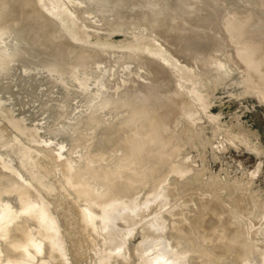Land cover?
<instances>
[{
    "label": "rangeland",
    "instance_id": "obj_1",
    "mask_svg": "<svg viewBox=\"0 0 264 264\" xmlns=\"http://www.w3.org/2000/svg\"><path fill=\"white\" fill-rule=\"evenodd\" d=\"M64 5L85 43L58 32ZM97 40L154 41L189 79ZM0 62V194L35 202L0 212V257L264 264V0H0ZM101 196L118 206L104 217Z\"/></svg>",
    "mask_w": 264,
    "mask_h": 264
},
{
    "label": "bare ground",
    "instance_id": "obj_2",
    "mask_svg": "<svg viewBox=\"0 0 264 264\" xmlns=\"http://www.w3.org/2000/svg\"><path fill=\"white\" fill-rule=\"evenodd\" d=\"M63 7V6H62ZM62 7H60V8H53L52 10H50L49 12H50V14H51V16H52V19H53V22L55 23V25H56V27H57V30H58V32L59 33H62L63 34V36L65 35L66 36V38H67V40H68V42L69 43H72V42H78V43H80V42H82V43H85V41H84V37L80 34V33H78L77 31H76V18H75V16H74V13L73 12H70L69 11V9H67L66 7H65V5H64V7L65 8H62ZM48 11V10H47ZM49 14V15H50ZM61 34V35H62ZM93 45H94V49H96V50H98V49H100V50H105V49H127V50H129V51H131V52H129L130 54H136V53H144V54H146V55H148V56H151V57H153V58H155V59H158V60H160L161 62H163V63H165L167 66H168V68L167 67H165V66H163V67H165V69H167V71H170V72H172L173 73V71L171 70V69H176V71H177V78H178V80L180 81V83L181 82H183V81H187L188 79H189V76H188V73H187V71H186V69H184V68H181V67H179V68H177L176 66H175V64H176V61L170 56V54L169 53H167L166 51H165V49H163V48H161V46L159 45V44H157V43H155L154 41H152V42H145V43H142L141 41H135V42H133V43H129V44H123V42H109V41H101V40H97V41H95L94 43H93ZM16 49V48H15ZM20 49V48H19ZM17 50V49H16ZM19 51V50H18ZM129 54V55H130ZM128 55V56H129ZM130 56H133V55H130ZM17 57V55L15 54V58ZM147 57V56H146ZM28 60V59H27ZM29 61V60H28ZM8 64H10V63H4V62H0V72H1V70H3L2 68H6V66L8 65ZM29 67H30V65H29ZM30 69H31V67H30ZM174 74V73H173ZM261 77V76H260ZM178 81V82H179ZM259 83V82H258ZM78 85H81L80 83L78 84ZM100 92L98 91V94H99ZM14 120V119H13ZM21 123V122H20ZM25 123V122H24ZM3 127V126H2ZM2 130V129H1ZM7 133V132H6ZM1 134H4V133H1ZM10 134V133H9ZM11 135V134H10ZM29 135V134H28ZM2 136V135H1ZM30 136V135H29ZM4 137H6V135L4 136ZM3 136L2 137H0V140H2L1 138H3V139H5ZM14 137V140L15 139H17L15 136H13ZM13 137H11V140L13 139ZM39 137V136H38ZM10 138V137H9ZM33 138V137H32ZM36 138V137H35ZM41 138V137H40ZM6 139H7V137H6ZM29 139V138H28ZM34 139V138H33ZM37 139V138H36ZM35 139V140H36ZM9 140V139H8ZM7 140V142H6V140H4L5 142V144H8L9 145V143H11V141H8ZM19 140V139H18ZM34 140V141H35ZM13 141V140H12ZM41 141V140H40ZM143 141V140H142ZM147 141V140H146ZM2 142V141H1ZM9 142V143H8ZM16 142H21V144H22V141H16ZM16 142L15 141H13L12 143H14V144H16ZM11 143V144H12ZM36 143V142H35ZM148 143V142H147ZM2 144H3V142H2ZM5 144L3 145V146H5ZM13 144V145H14ZM20 143H18V145H19ZM18 145H17V147H18ZM10 146V145H9ZM16 145H14V147H13V149H15L16 147H15ZM22 146H23V144H22ZM21 146V147H22ZM8 147V146H7ZM26 146H24V149H26L25 148ZM10 147H8V149H9ZM20 148V146L18 147V149ZM23 148V147H22ZM147 148V147H146ZM12 149V148H11ZM10 149V150H11ZM17 149V150H18ZM21 149V148H20ZM24 149H22V150H24ZM22 150H20L21 151V153L22 152H24V151H22ZM14 151H16V149L14 150ZM13 151V152H14ZM26 151H28V150H26ZM142 151H143V148H141L140 149V151L138 152V155H141V153H142ZM17 152V151H16ZM19 152V151H18ZM25 154V153H24ZM13 155V154H12ZM11 155V156H12ZM137 155V154H136ZM22 156H25V155H23L22 154ZM21 157V156H20ZM26 157V156H25ZM24 157V158H25ZM27 158V157H26ZM164 160V159H163ZM137 169V168H136ZM103 173L104 172H101V173H99V175H103ZM107 173V172H106ZM118 173V172H117ZM142 173V172H141ZM77 173H73V177H75V175H76ZM97 174V173H96ZM94 175V174H93ZM118 175V174H117ZM116 175V176H117ZM106 176H108L107 174L105 175V176H103V177H106ZM141 176V175H140ZM139 176V177H140ZM100 177H102V176H100ZM99 176H97V178L98 179H101ZM102 177V178H103ZM143 177H144V175H143ZM92 178H93V176H92ZM137 178V177H136ZM145 178V177H144ZM112 179V178H111ZM138 180V179H137ZM39 181V180H38ZM99 181V180H98ZM102 181V180H101ZM105 181H107L106 180V178H105ZM128 181V180H127ZM133 181V180H132ZM142 181V180H141ZM124 182V181H123ZM134 182V181H133ZM19 183V182H18ZM103 183V182H102ZM21 184V183H20ZM43 184V186L44 187H46V188H50V186L48 185V184H46V183H42ZM94 184V183H93ZM135 184V183H134ZM5 185V186H4ZM120 185H122V184H120ZM2 186V193L0 194V212L4 209V211H5V208L6 207H11V208H16V210L17 211H19V209H22V210H25V211H29V210H31V209H33V207L35 206V202L32 200V199H29L28 198V195H27V189H25L24 187H22L21 185H15L14 186V188L12 189V191L11 192H9V191H7V189H5V187H6V184H2L1 185ZM24 186V185H23ZM100 186V185H99ZM115 186V185H114ZM7 188V187H6ZM116 188H117V186H116ZM124 188V187H123ZM118 190V189H117ZM116 190V191H117ZM74 191L76 192V193H78V194H80V195H82L83 197H91V195H92V191L90 190V188H89V186H87V185H83V184H76L75 185V188H74ZM118 192H121V191H118ZM116 195H118L117 193H115ZM123 194H124V192H123ZM112 195V194H111ZM126 194H124V196H125ZM127 195H128V193H127ZM130 196V195H129ZM113 197V196H112ZM116 197V196H115ZM126 197V196H125ZM118 199H120V198H118ZM116 203V201L114 200V199H112V198H109V197H107V196H105V197H103V196H101V197H98V198H96V200H95V204H96V206H97V208L99 209L98 211L100 212V214L102 213V212H107L106 210H108V212L110 211V210H114V209H116L118 206H114V204ZM126 205V204H125ZM120 206H122V205H120ZM89 209H91V208H89ZM8 210H9V208H8ZM92 210V209H91ZM90 210V211H91ZM3 211V212H4ZM6 212V211H5ZM22 212V211H21ZM33 212V211H32ZM42 212V211H41ZM40 212V213H41ZM107 212V213H108ZM111 212V211H110ZM114 212V211H113ZM8 213V212H7ZM10 213V212H9ZM24 213V212H23ZM26 213V212H25ZM91 213H92V211H91ZM94 213V212H93ZM6 213H4L3 215H2V213H1V215L0 216H2V217H4V215H5ZM27 214V213H26ZM26 214H23V216L24 215H26ZM33 214H34V212H33ZM37 214V213H36ZM42 214V213H41ZM103 214H104V216H105V214L106 213H102V216H103ZM45 215V214H44ZM94 215V214H93ZM96 215V214H95ZM97 215H99V214H97ZM97 215H96V217H97ZM90 216V215H89ZM92 216V215H91ZM103 216V217H104ZM45 217V216H44ZM95 216H94V218H96ZM5 218H6V215H5ZM4 218V219H5ZM8 218V217H7ZM37 218V216L35 217V218H31L30 219V223L27 225V227H26V229H24V227L23 228H21L20 229V234H19V237L17 236V238L15 239V241H11L10 240V242L8 243L9 244V246L12 248V249H14V250H20L21 252H26V248L24 247V245H23V242H25L26 240H30L31 238H30V236H28V234H27V230L30 228V229H32V227H33V224L35 223V219ZM43 218V217H42ZM90 218H91V220H90ZM89 218V220L92 222V220L94 219L93 217H90ZM93 218V219H92ZM0 219H2L1 217H0ZM22 219H23V217H22ZM40 219V218H39ZM3 220V219H2ZM103 220H105L104 218H102V221ZM1 221V220H0ZM38 221H40V220H38ZM94 222V221H93ZM92 222V223H93ZM46 225H47V223H46ZM45 232V231H44ZM177 233V232H176ZM30 234V233H29ZM113 234V233H112ZM186 235V234H185ZM235 235V234H234ZM237 235V234H236ZM32 236V235H31ZM53 236H54V234H53ZM111 236V235H110ZM118 236V235H117ZM156 237V236H155ZM182 237V236H181ZM180 238V237H179ZM182 239V238H181ZM184 239V238H183ZM34 239H32V241H33ZM183 241V240H182ZM188 241V240H187ZM189 242V241H188ZM6 243H7V241H6ZM34 243H35V241H33V244H31L32 246H34ZM51 243V242H50ZM190 243H191V241H190ZM185 246H186V244H184ZM183 245V246H184ZM188 245V244H187ZM29 246V245H28ZM8 248V247H7ZM188 248V247H187ZM10 250V249H9ZM27 251H28V249H27ZM9 252H13V251H9ZM8 252V254H10ZM250 252V251H249ZM26 253H28V252H26ZM20 255V254H19ZM246 255V254H245ZM9 256V255H8ZM247 256H248V254H247ZM254 256V255H253ZM25 258V257H24ZM2 259H5V261H3ZM251 259V258H250ZM254 259V258H253ZM19 260V261H18ZM28 260H26V259H22L21 258V260L20 259H17V260H12L11 258H8V257H5V256H3V257H0V264H26V262H27ZM261 261H262V259H261Z\"/></svg>",
    "mask_w": 264,
    "mask_h": 264
},
{
    "label": "water",
    "instance_id": "obj_3",
    "mask_svg": "<svg viewBox=\"0 0 264 264\" xmlns=\"http://www.w3.org/2000/svg\"><path fill=\"white\" fill-rule=\"evenodd\" d=\"M72 43H74V42H72Z\"/></svg>",
    "mask_w": 264,
    "mask_h": 264
}]
</instances>
